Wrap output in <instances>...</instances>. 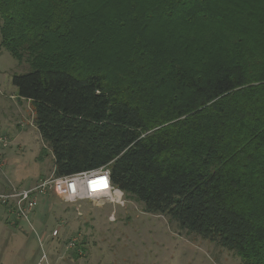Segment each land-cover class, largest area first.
Masks as SVG:
<instances>
[{"label": "trees", "instance_id": "16d2710c", "mask_svg": "<svg viewBox=\"0 0 264 264\" xmlns=\"http://www.w3.org/2000/svg\"><path fill=\"white\" fill-rule=\"evenodd\" d=\"M0 48L54 177L264 264V0H0Z\"/></svg>", "mask_w": 264, "mask_h": 264}, {"label": "rangeland", "instance_id": "374dc122", "mask_svg": "<svg viewBox=\"0 0 264 264\" xmlns=\"http://www.w3.org/2000/svg\"><path fill=\"white\" fill-rule=\"evenodd\" d=\"M27 71L25 60L19 63L0 48V135L8 143L0 149L4 166L0 192L7 191L9 183L23 189L54 176L50 151L41 152L47 147L34 127L31 105L17 98L11 84L13 74ZM115 193L113 199L77 203L53 194L39 198L30 217L33 229L12 217L27 241H21L19 264H241L233 252L188 233L166 215L145 212L142 203L124 193ZM54 230L56 236L51 235ZM8 248L17 254L18 247Z\"/></svg>", "mask_w": 264, "mask_h": 264}, {"label": "built area", "instance_id": "2783aa9c", "mask_svg": "<svg viewBox=\"0 0 264 264\" xmlns=\"http://www.w3.org/2000/svg\"><path fill=\"white\" fill-rule=\"evenodd\" d=\"M7 138L0 135V149L7 146ZM0 151V171L3 170V160ZM9 183L7 191L0 192V205L16 219L23 220L33 229L30 217L35 211L39 198L50 194L67 203H77L85 200L113 199L117 197L111 182L108 168L80 172L64 177H49L35 182L29 188L18 189ZM57 230L51 235L56 236Z\"/></svg>", "mask_w": 264, "mask_h": 264}, {"label": "crops", "instance_id": "0c3cea01", "mask_svg": "<svg viewBox=\"0 0 264 264\" xmlns=\"http://www.w3.org/2000/svg\"><path fill=\"white\" fill-rule=\"evenodd\" d=\"M12 217L13 216H11L6 208L0 205V263L2 264H19V256H21L19 250L20 245H22L23 243H27V241H23L22 236H20V231L18 232L16 230V228H19L20 225L16 222H14L15 224H12ZM27 239H29V235L27 236ZM8 246H13L14 248L18 247L19 253L17 251V254L15 255V251L13 249H9ZM22 254H24V257H27L28 252L24 249Z\"/></svg>", "mask_w": 264, "mask_h": 264}]
</instances>
